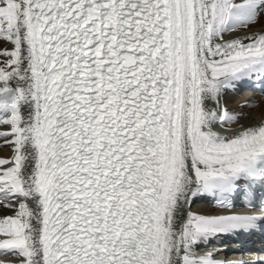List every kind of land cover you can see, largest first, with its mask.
<instances>
[{"label":"snow or ice","instance_id":"obj_1","mask_svg":"<svg viewBox=\"0 0 264 264\" xmlns=\"http://www.w3.org/2000/svg\"><path fill=\"white\" fill-rule=\"evenodd\" d=\"M261 17L264 0H0V264H251L199 249L264 231V119L223 100L264 84Z\"/></svg>","mask_w":264,"mask_h":264},{"label":"bare ground","instance_id":"obj_2","mask_svg":"<svg viewBox=\"0 0 264 264\" xmlns=\"http://www.w3.org/2000/svg\"><path fill=\"white\" fill-rule=\"evenodd\" d=\"M264 26V17H261V23H258L254 26V29H260ZM223 100L226 102V105L230 111H235L242 113L245 116V119L241 122L247 125H253L260 122L261 119H264V95H254L252 98L247 99L246 96H241L237 98L231 95L229 92H225ZM250 104L251 107H242V105ZM240 129V124L226 125L225 129L222 130L223 134L227 135L231 132L238 131ZM220 130V129H218ZM8 153L5 150L0 149V155H7ZM191 210L201 213H211L214 211L209 207V205L203 204L196 200L191 206Z\"/></svg>","mask_w":264,"mask_h":264}]
</instances>
